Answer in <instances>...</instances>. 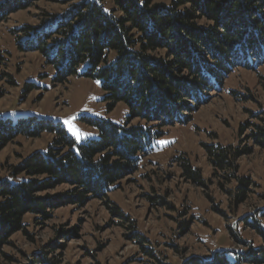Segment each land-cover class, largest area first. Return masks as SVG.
I'll list each match as a JSON object with an SVG mask.
<instances>
[{
    "label": "trees",
    "instance_id": "trees-1",
    "mask_svg": "<svg viewBox=\"0 0 264 264\" xmlns=\"http://www.w3.org/2000/svg\"><path fill=\"white\" fill-rule=\"evenodd\" d=\"M41 0L0 1V21ZM59 11H43L37 24L14 30L20 51L41 53L53 68L54 84L71 77L92 79L103 92L107 109L127 106L122 124L87 118L98 136L81 142L61 122L36 115L0 116V151L18 136L53 134L44 149L26 155L14 165L10 177L0 180V252L17 232L29 235L27 214L48 220L57 207L84 206L93 199L104 202L121 222L133 221L110 199V192L139 169L141 160L155 149L165 128L190 122L192 112L220 92L225 77L236 68L255 69L264 64V0H56ZM25 93L35 87L25 85ZM137 119L136 123H132ZM252 123L253 142L264 149V117ZM247 125H243V131ZM214 174L222 172L236 204H242L253 182L238 174V160L252 152L250 146L205 145ZM183 176L206 187L200 169L189 160L181 163ZM69 188L58 195L39 192L59 185ZM264 208L243 217L262 243L245 242L246 249H223L211 257L191 256L181 264H264ZM193 221H186L189 225ZM76 229V228H74ZM185 229V228H184ZM65 234L66 231H60ZM148 241L139 232L130 235ZM147 254L151 249L144 247ZM27 264H58L47 250L28 255Z\"/></svg>",
    "mask_w": 264,
    "mask_h": 264
},
{
    "label": "rangeland",
    "instance_id": "rangeland-1",
    "mask_svg": "<svg viewBox=\"0 0 264 264\" xmlns=\"http://www.w3.org/2000/svg\"><path fill=\"white\" fill-rule=\"evenodd\" d=\"M55 1H38L0 21V116L49 118L61 122L81 142L98 136V131L86 123L87 118L122 124L128 109L123 103L112 111L107 109L103 92L92 79L71 77L66 83L54 84L53 68L45 64L41 53L18 50L14 30L37 24L44 10L62 9L63 5ZM224 79L222 91H210L205 104L192 112L190 122L166 127L165 134L155 141V149L138 164V171L110 192V199L129 215L134 228L121 222L99 199L84 206L57 207L48 220L27 214L30 236L14 234L11 243L1 249L0 264H27L28 255L41 250H47L58 264H181L191 256L208 258L218 250L246 249L244 243L237 244L233 233L242 241L261 244L259 235L246 228L243 217L257 215L264 208V149L248 138L249 125L262 123L260 118L264 117V64L255 69L236 68ZM28 82L35 88L25 93ZM243 125L247 128L242 131ZM53 138L47 132L40 137H16L0 151V180L10 177L14 165L26 155L44 150ZM212 143L252 147L251 153L238 160V174L253 182L242 204H236L226 191L237 181L226 183L219 176L222 172L214 174L205 148ZM184 160L208 178L206 187L183 176ZM68 188L63 184L39 195L56 196ZM190 218L193 221L186 225ZM258 219L264 227V219ZM134 231L148 241L140 244L130 236Z\"/></svg>",
    "mask_w": 264,
    "mask_h": 264
},
{
    "label": "snow or ice",
    "instance_id": "snow-or-ice-1",
    "mask_svg": "<svg viewBox=\"0 0 264 264\" xmlns=\"http://www.w3.org/2000/svg\"><path fill=\"white\" fill-rule=\"evenodd\" d=\"M67 123H70V121H68Z\"/></svg>",
    "mask_w": 264,
    "mask_h": 264
}]
</instances>
